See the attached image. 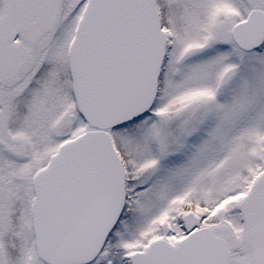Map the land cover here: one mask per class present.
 Wrapping results in <instances>:
<instances>
[{"label": "snow or ice", "instance_id": "6c2138e0", "mask_svg": "<svg viewBox=\"0 0 264 264\" xmlns=\"http://www.w3.org/2000/svg\"><path fill=\"white\" fill-rule=\"evenodd\" d=\"M0 264H264V0H0Z\"/></svg>", "mask_w": 264, "mask_h": 264}]
</instances>
